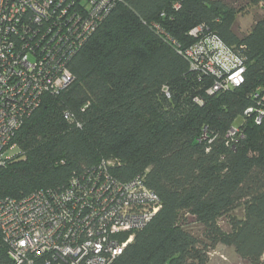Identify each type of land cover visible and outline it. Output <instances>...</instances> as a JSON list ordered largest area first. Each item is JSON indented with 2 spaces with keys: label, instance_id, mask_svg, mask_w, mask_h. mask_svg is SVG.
<instances>
[{
  "label": "trees",
  "instance_id": "16d2710c",
  "mask_svg": "<svg viewBox=\"0 0 264 264\" xmlns=\"http://www.w3.org/2000/svg\"><path fill=\"white\" fill-rule=\"evenodd\" d=\"M249 7L264 0H112L65 58L73 82L16 132L0 197L59 196L112 161L111 176L141 179L159 208L111 264H207L219 245L264 264V14L240 33Z\"/></svg>",
  "mask_w": 264,
  "mask_h": 264
},
{
  "label": "built area",
  "instance_id": "2783aa9c",
  "mask_svg": "<svg viewBox=\"0 0 264 264\" xmlns=\"http://www.w3.org/2000/svg\"><path fill=\"white\" fill-rule=\"evenodd\" d=\"M111 3L0 0V166L41 97L73 82L65 58L93 33ZM241 74L227 80L239 86ZM113 164L103 160L83 177H71L59 196L38 190L21 200L0 197V250L10 264H111L159 208L141 179L115 180Z\"/></svg>",
  "mask_w": 264,
  "mask_h": 264
},
{
  "label": "rangeland",
  "instance_id": "374dc122",
  "mask_svg": "<svg viewBox=\"0 0 264 264\" xmlns=\"http://www.w3.org/2000/svg\"><path fill=\"white\" fill-rule=\"evenodd\" d=\"M258 14H264L263 10L258 8L249 7L247 10L237 16L238 21V30L240 33L248 32L250 25L252 24L253 16ZM241 125V120H237L233 124L234 133H238V128ZM19 154V150L15 147H9L4 151V158L12 159ZM234 215L238 218L242 216L241 210H236ZM220 227L224 231H228L229 227L227 222L223 219L219 222ZM207 264H245L234 252L232 248L225 246H217L215 249L210 251L208 254V263Z\"/></svg>",
  "mask_w": 264,
  "mask_h": 264
}]
</instances>
